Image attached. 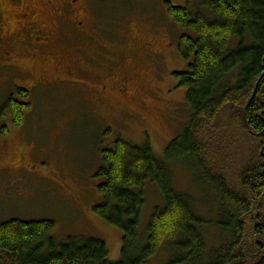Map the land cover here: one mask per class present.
I'll use <instances>...</instances> for the list:
<instances>
[{"label": "rangeland", "instance_id": "374dc122", "mask_svg": "<svg viewBox=\"0 0 264 264\" xmlns=\"http://www.w3.org/2000/svg\"><path fill=\"white\" fill-rule=\"evenodd\" d=\"M86 3L92 23L90 37L82 38L86 33L74 30L65 38L66 34L56 31L58 73H45L37 63H29L32 68L26 69L27 61L24 68L30 72L28 77L16 75L18 68L9 72L0 69V107L13 92L11 79L27 90L34 77L45 76L50 83L27 93L26 99L13 95L28 105L21 126L0 122V128L4 124L9 128L7 136L0 132V223L13 219L51 221L54 228L50 236L56 244L69 239L99 240L106 245L108 260L118 262L122 233L98 218L93 208L103 201L98 186L104 180L97 176L101 152L122 139L137 146L149 145L155 156L165 162L174 191L202 221L198 232L204 244L205 264L223 251L233 240V234L218 224L224 210L194 167L185 161L165 160L170 143L183 135L191 119L186 88L180 87L173 77L174 73L188 70V62L182 59L176 45L182 34L191 32L181 30L173 22L165 4L175 7L188 4L192 11H201L208 19L212 16L197 0H86ZM103 44L120 53L131 52L127 67L134 85L128 97L96 96L94 87L98 83L92 78L86 90L53 82L51 78H64L80 69H96L89 59L94 56L101 61L98 55L104 51ZM237 45L233 39L230 48L235 50ZM157 53H162L163 60L156 57L151 63ZM156 72L162 79L157 78ZM233 78L231 74L224 83ZM142 88L157 93V97L145 96ZM227 115L223 114L226 122ZM230 167L228 164L225 171ZM54 181L62 182L66 191L54 186ZM142 193L140 236L144 238L151 215L163 209L164 200L150 180L145 182ZM174 255L172 245L166 244L146 264H168Z\"/></svg>", "mask_w": 264, "mask_h": 264}, {"label": "trees", "instance_id": "16d2710c", "mask_svg": "<svg viewBox=\"0 0 264 264\" xmlns=\"http://www.w3.org/2000/svg\"><path fill=\"white\" fill-rule=\"evenodd\" d=\"M197 1L210 19L188 4H165L173 22L191 32L176 45L188 70L173 75L186 88L191 119L183 135L170 143L165 160L193 166L224 210L218 224L233 240L205 264H264V0ZM233 39L235 50L230 48ZM231 74L233 80L224 83ZM16 94L21 100L28 97L21 89ZM27 108L11 94L0 107V122L21 126ZM223 114H229L228 122ZM0 132L7 136L8 126ZM165 166L149 145L122 139L101 152L97 176L104 180L98 186L103 201L93 211L122 233L118 262L108 260L99 240L69 239L58 245L50 236L53 222L13 219L0 223V264H146L166 244L175 253L168 264H203L202 221L174 191ZM147 180L161 193L164 207L151 215L143 238Z\"/></svg>", "mask_w": 264, "mask_h": 264}, {"label": "flooded vegetation", "instance_id": "af4514ba", "mask_svg": "<svg viewBox=\"0 0 264 264\" xmlns=\"http://www.w3.org/2000/svg\"><path fill=\"white\" fill-rule=\"evenodd\" d=\"M87 7L86 0H0V69L9 72L18 68L16 75L23 78V75L28 77L30 74L26 69L32 67L28 64L37 63L41 71L45 73L49 71L58 73L57 64L60 63V58L54 50L56 43L59 42L56 31L66 34L65 38L74 30L84 31L86 35L81 36L82 38L90 37L89 28L92 23ZM59 21L60 24H58ZM75 38L77 39L78 36ZM102 49L104 51L98 55L101 61L95 60L94 56L89 59L97 66L96 69L91 71L80 69L76 74L51 79L57 84H67L75 89L86 90L89 78H92L93 82L98 83V86L94 87L96 96L116 94L122 98L128 97L134 85V77L127 67L131 52L120 53L107 44H103ZM156 57L160 60L164 58L162 53H157L151 63L156 60ZM24 61H27L26 69ZM148 76V74L145 75V78L147 79ZM156 76L162 79L158 72ZM31 79L33 81L29 90L19 87L14 82L15 79H11L12 96L16 95L18 89L30 94L31 91L38 90L37 88L50 85L45 76ZM142 91L145 96L157 97V93L149 92L144 88ZM97 101L102 103L100 99ZM39 178L50 180L45 177ZM53 184L66 191V186L62 182L54 181Z\"/></svg>", "mask_w": 264, "mask_h": 264}, {"label": "water", "instance_id": "95a60500", "mask_svg": "<svg viewBox=\"0 0 264 264\" xmlns=\"http://www.w3.org/2000/svg\"><path fill=\"white\" fill-rule=\"evenodd\" d=\"M258 83H259V81L257 82V84H258ZM254 93H255V92H253V95H254ZM251 100H252V99H251ZM251 100H250V102H251ZM250 102H249V104H250ZM249 104L246 106V108H245V110H244V113H243L244 120H245V113H246V110H247Z\"/></svg>", "mask_w": 264, "mask_h": 264}, {"label": "bare ground", "instance_id": "6f19581e", "mask_svg": "<svg viewBox=\"0 0 264 264\" xmlns=\"http://www.w3.org/2000/svg\"><path fill=\"white\" fill-rule=\"evenodd\" d=\"M263 249V248H262Z\"/></svg>", "mask_w": 264, "mask_h": 264}]
</instances>
